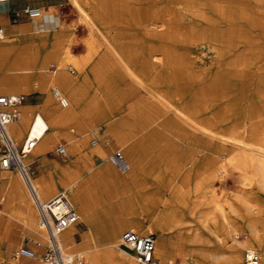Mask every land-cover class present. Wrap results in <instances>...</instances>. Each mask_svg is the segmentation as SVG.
Returning <instances> with one entry per match:
<instances>
[{"label": "bare ground", "instance_id": "obj_1", "mask_svg": "<svg viewBox=\"0 0 264 264\" xmlns=\"http://www.w3.org/2000/svg\"><path fill=\"white\" fill-rule=\"evenodd\" d=\"M70 1L77 5L84 16L91 43L100 44L99 38L104 46L99 63L92 69V74L103 79L101 102L89 95L81 96L78 83L72 81L60 64L54 65L56 69L51 70L53 73L46 72L51 58L56 60L62 53L69 57V51L60 44L49 45L41 40L50 35L56 40L66 39L67 36L54 12L56 5L45 7L46 3L39 0L35 2L39 3L40 12L33 17V21L40 28L36 31L31 27L20 30L25 35L26 44H19V31L8 32L14 35L13 38L9 34L0 38V94L15 96L35 93L32 86L39 84L48 91L51 87L53 89L51 94L47 93L41 111L34 116L28 129L25 118L20 116L21 122L18 124L12 120L6 125V131L15 143L25 136V139L38 137L36 147L33 148L34 145L22 157L26 170L28 167H25V163L47 153L50 142L60 136L68 139L72 152L77 155L68 163H57V168L49 175L30 177L42 201L58 194L56 190L59 186L63 187L59 193H66L68 203L77 210L78 217L88 224L89 230L83 231L82 240L75 242V245L68 243V240H73L77 230L74 224L62 229L56 237L63 255L82 256L80 263L71 264H137L130 259L133 253L119 246L118 233L114 241L104 245L96 224L104 217L101 208L122 193L128 177L134 176L142 165V158L138 157L134 143L126 144V148L122 147L124 166H118L112 154L109 160L120 171H128L127 175H120L109 161L96 168L95 164L87 161L90 153L102 157L106 155V149L97 139H92L89 141L94 148L84 152L87 146L86 130L82 126L78 131L82 137L77 132L65 131L62 122L67 119L73 121L76 117L84 119L94 116L98 124L105 126L104 138L116 139L119 147L139 133L144 138H151L152 146L158 147L159 152H165L168 147L162 143L163 134L173 132L190 143L191 152H232L226 166L236 171L243 181L254 182L258 190L264 192V46L257 37L248 38L244 33L242 23L248 16L244 15L248 0ZM258 2L264 5V0ZM6 3L0 4L1 10ZM124 11H127V15ZM249 20L260 21L264 25V17L260 18L257 14L249 17ZM43 22L50 29L42 30ZM0 24L6 32V27ZM42 31L45 32L44 36L41 35ZM31 32H34L33 35ZM203 44L213 50L216 65L207 78L202 70L196 68L190 55L192 46ZM94 45L89 46V55ZM247 67L254 71L249 73ZM84 76H88V71ZM233 76L244 77L243 82L247 79L251 84L254 94L248 95L247 101L254 97L260 102V105L248 103L245 111L247 125L232 123L230 118L231 106L226 101L225 93L231 84L229 77ZM21 102L15 106L17 117ZM217 105L220 108H215ZM163 163L165 166L172 165L168 159ZM85 168L88 176H84ZM5 173L0 170V200L3 203L0 217L8 214L15 202L36 217L34 203L20 172H12L8 177ZM188 178L186 175L183 183ZM209 180L208 170L200 171L199 178L195 180V193H198V186ZM198 195L188 205L184 200L190 214H198L200 221H218L224 233L222 239L231 240L230 245L243 250L245 259H251L252 264H264V198L249 200L244 195L236 194L238 208L230 201L206 199L205 190L199 191ZM230 214L238 216L244 224L240 226L233 222ZM134 219L136 227L130 229L137 232L144 230L141 220L135 216ZM114 222L117 226L116 217ZM21 224L25 225L24 222ZM167 228L160 225L157 230L162 234V230ZM43 231L44 228L41 229ZM148 231L150 234L154 232L151 228ZM242 231L248 233L247 241L239 239ZM46 240L48 247L50 241L47 234ZM91 245L94 247L90 248ZM175 249L182 253L181 263H185V250L171 247L168 238L159 236L154 242V257L159 260L155 264H164V258L173 254ZM1 259L7 264H17L8 256H0V264ZM167 263L172 264L173 260Z\"/></svg>", "mask_w": 264, "mask_h": 264}, {"label": "rangeland", "instance_id": "obj_2", "mask_svg": "<svg viewBox=\"0 0 264 264\" xmlns=\"http://www.w3.org/2000/svg\"><path fill=\"white\" fill-rule=\"evenodd\" d=\"M39 1L46 2V0ZM248 1L244 12V15L248 16L245 17L243 20L244 22L242 23L244 33H246V37L248 38L257 37L261 45L264 46V25H261L260 21H248L249 17H255L256 14L260 16V18L264 17V5H261L258 0ZM23 3L24 1L18 2L15 5L13 3H8L6 9H9V7L18 9ZM257 3L259 5H255ZM50 4L56 5L54 12L59 19V23L62 24L64 28V34L67 36L66 39L64 37V39L60 38L59 40L54 41V44H60L63 48H68L69 57L62 53L57 57V62L55 59L51 58L48 62L49 65L46 67V72L53 73L51 70H53V68L54 70L56 69L54 65L56 63L60 64V66L67 71L72 81L78 83L77 87L81 96L89 95L100 101L103 95V79L92 74V71L95 69V65L99 63L100 53L104 48L101 40L98 38L100 44L94 45V43H91L92 39L89 34V29L84 23V16L79 11L77 5L70 0H47L45 5L48 6ZM6 9H0V14L4 13ZM124 12L126 13L127 11ZM21 20L28 21L29 17L20 16L18 21ZM9 31L10 30L7 29L6 32L4 31V34H10L8 33ZM31 33L33 35L34 32ZM41 35L44 36L45 34L41 33ZM23 36L25 35L23 34ZM90 45H94V50L89 55L88 49L91 47ZM190 55L196 68L202 70L205 78H207L211 69L216 68V65H214L215 57L213 50H211L207 44L192 46ZM246 70H249V73L254 71L253 68L250 67H247ZM87 71L88 76H84ZM229 80H231V84L229 88H227L225 98L231 106V121L232 123H237L239 125H247L248 121L245 117V111L247 110L248 103L253 102L255 105H260V102L254 97L247 101V96H252L254 94L252 90L253 88H251V84L247 82V79L245 83L243 82L244 77L234 78L233 76L229 77ZM32 90L36 92L27 95L22 94L24 99L17 108L18 117L13 120L14 123L16 122L19 124L21 122L19 120L20 116L25 118L26 129L31 125L34 116L41 111L42 102L45 100L47 93L49 92V94H51L53 89L51 87L48 91L46 88H42L39 84L37 87L32 86ZM143 92L146 93V91ZM217 107L218 105L215 108ZM96 111L97 109L95 110V113ZM97 121L98 120H96L94 116L84 119L76 117L73 121L70 119L63 121L62 127L65 131H74L81 136L82 133L78 131L83 126L86 130L84 134L87 136V146L84 147V152H88L94 148V145H92L89 140L97 139L107 151L106 155L102 156L103 159H106L110 163L112 162L109 160V156L113 154V152L121 151V154L125 156L122 147L126 148V144L131 143H134L137 146L138 157L142 158V165L139 170L135 172L134 177H128L125 187L121 191L122 193H119L118 196H114L107 204V209L110 212L113 211L114 214L121 218L138 217L137 215L139 214L144 222V230L138 231L141 234H148V228L153 229L154 232H158V226L161 225L168 227L166 229L169 233L168 245H171V247H176V241L172 236L170 237V235L176 233L179 228L182 230L180 234L181 238H185L186 236L192 237L194 232H198L196 239L189 244L193 254H197L203 249L218 248L220 251H226V253L234 255V259L241 262V264H248L244 257L243 250L230 245V242H232L231 240L225 241L222 239V236H220L221 233L218 227V221H216L218 225L214 221H201L203 223H200L197 216L198 214H190L186 207L190 201L197 197L201 190L206 191V199L208 200L216 199L222 202L225 200L230 201L238 208L240 207L236 194L244 195L245 198L247 197L249 200H254L255 197L264 198V192L259 191L254 182L243 181L236 171L231 169V167L226 166L232 152H191L192 146L190 143L183 141L173 132H164L163 134L162 143L168 147V150L165 152H159L157 149L158 147L152 146L153 140L151 138H144L139 133L132 135L124 145L119 147L115 142L116 139L110 138L111 140H107L104 138L105 126L103 124H98ZM25 137H23L22 141L19 143L12 142L17 148H19V146L23 144ZM59 144H64L66 155H58L55 153L54 149ZM36 145L37 144H35L33 148H35ZM90 155H93V153L91 152ZM75 157H77V155L75 156V153L72 152L68 139L60 136V138L54 139L50 142L47 153L39 158L28 160L25 163V167H28L30 168V171H33L31 177H36L37 175H49L51 172L55 171L57 163L65 164L73 160ZM85 159H87V157H85ZM165 159L171 161L172 165L165 166L163 163ZM87 161H91V157H89V160ZM93 161L99 165L101 158L93 156ZM53 163L54 168L47 172V174L44 173L43 170L52 167ZM113 166L120 175H127L128 171L122 172L116 168L114 164ZM125 169L126 168L122 170ZM203 169L208 170L210 180L208 181L209 183H203L202 186H198V191L196 190L198 193H195V180L196 178H199L200 171ZM14 172H17V170L14 169ZM83 172L84 176H88L89 173L87 169ZM186 175L189 177L188 181L183 183V179ZM62 188L63 187L59 186L56 192L59 193ZM48 199L49 198H46L44 201ZM184 200L187 201V205ZM224 208L227 210L226 205ZM101 211L102 213L104 212V207L101 208ZM239 212H241V209H239ZM34 213L38 218L36 208L34 209ZM230 215L233 222L241 223V219L238 216L233 214ZM74 225L77 230L74 232L73 240H68L70 245H75V242H80L82 240L83 231L89 230L87 222L83 220L82 217H78V221ZM122 230L118 233L119 235L123 232ZM101 232H106L105 227L101 229ZM240 233L239 239L247 241L249 238L248 233L246 231ZM42 234L46 237L45 231H43ZM25 235L27 237V234ZM208 239H210L211 243L207 241ZM112 240H115V235H113ZM31 241L36 244V240ZM109 242L110 241L104 242V245ZM19 245H21V242L10 247L6 244L0 243V250L13 262H17L16 259L22 261L24 259L26 260L23 256H15V251L19 248ZM46 247L47 243L44 248ZM92 247L94 246L91 245L90 248ZM33 252L36 257L34 262L36 264H42L40 258L44 252ZM238 254L241 255L240 258L238 257ZM187 258L188 261H194V257L191 255ZM130 259L137 264H142L137 261L133 254H131ZM170 259L173 260L172 264H189L187 261L181 263L182 253L177 249L173 251V254L164 258V264H169L167 262ZM1 261L3 264H7L4 259H1ZM156 263H159L158 259L156 260Z\"/></svg>", "mask_w": 264, "mask_h": 264}, {"label": "built area", "instance_id": "obj_3", "mask_svg": "<svg viewBox=\"0 0 264 264\" xmlns=\"http://www.w3.org/2000/svg\"><path fill=\"white\" fill-rule=\"evenodd\" d=\"M12 1H24L23 5L18 9L9 8L6 10L9 20L12 23L17 22L20 16L33 18L40 12V5L29 2V0H0V4ZM3 35L4 30L0 24V38ZM23 99V95L21 94L15 96L0 94V168L16 169L20 172L27 186V190L37 211L38 224L41 228H44L50 241V246L46 248L40 261L43 264L80 263L82 261L80 254L63 255L60 252L56 240L57 235L62 229L77 223V211L68 203L64 193H58L48 200L42 201L31 183L30 177L33 171H30V168L26 170L22 164V157L35 145L38 137H27L23 144L17 148L11 140V136L6 131V125L17 117L15 106L20 101H23ZM54 151L58 155H66L64 144H59ZM111 157H113V161L118 166L122 167L125 165V160L121 152L116 151ZM1 183L2 180L0 178V187ZM154 239V233L141 234L133 229H125L120 235L119 246L133 253L138 262L155 264L157 259L154 257ZM15 256L33 258L35 257V253L25 242H22L15 251ZM246 261L248 264H252L251 259H246Z\"/></svg>", "mask_w": 264, "mask_h": 264}, {"label": "crops", "instance_id": "obj_4", "mask_svg": "<svg viewBox=\"0 0 264 264\" xmlns=\"http://www.w3.org/2000/svg\"><path fill=\"white\" fill-rule=\"evenodd\" d=\"M18 2H21V1H12V2H8V3H13L15 5ZM29 2L36 3L35 0H29ZM8 3H6L3 10H5L7 8ZM45 3H47V0ZM37 4H39V3H37ZM44 6L49 7V5L48 6L44 5ZM9 8H11V7H9ZM6 10H8V9H6ZM33 19L34 18H29L28 21L21 20V21H17L15 23H12L9 20V17H8V14L6 13V11L4 13L0 14V22L3 23V25L6 27L5 28L6 30L8 29L10 31H13V30L17 31V32L19 31L18 32V41L22 45L26 44V41H25V38L23 36V33L20 31L21 29L31 27L32 30H35V29L38 30L40 28V26H37L36 22L34 23ZM47 27H48V24L43 22V27H41V28H44V29H42V30H46ZM48 29H50V28L48 27ZM43 33H45V32H43ZM13 36H14L13 34H11V35L9 34L10 38H13ZM41 40L46 41L49 45H53L55 43L54 41H56L55 37L52 35L44 36L43 38H41ZM39 41H40V39H39ZM72 55H74V54H72ZM40 156H42V155H40ZM40 156H37L35 158H39ZM93 156H98L101 158V162L99 165L94 163ZM90 157H91V162L93 163V165L95 164L94 166L96 168L103 166L107 161L106 159H103V157L96 155V154L90 155ZM53 168H54V163H53L52 167H50L46 170H43V172L47 174V172L51 171ZM0 170H2L3 172H7V173H5L6 177H8L9 174L11 175V173L14 172V169H8V170L0 169ZM84 171H86V169H84ZM39 174H40V172H39ZM1 188H2V185H1L0 189ZM1 194L2 193L0 191V196H1ZM1 202L2 201L0 200V204H1L0 209L3 207V203H1ZM27 210L28 209L25 208L24 206H22L20 203L15 202L10 206L9 213L6 215H2L0 217V243L6 244L10 247V246L17 245L20 242L21 243L25 242V240H27L25 242V244L30 249H34L32 251L39 252V253L44 252V249H46V248H44V246L47 243L46 237L41 232L42 228H40V226L38 224V218L31 215ZM103 215H104L103 219H100L96 224V229H98L97 230L98 234H99V236L103 242L111 241L113 238V235H116V233H119L122 229H123L122 231H124V229H130V228L135 229V227H136V222H135L134 217L121 218L118 215H115L113 211L110 212L107 209V205H106V207H104ZM137 216H138L137 218L139 220H141L142 227H144V222H143L142 218L139 216V214ZM29 217H30V219H29ZM115 217H116V221H117V226L114 222ZM21 222H24L25 225L23 226L21 224ZM214 222H216V221H214ZM200 223H203V222L200 221ZM83 224H84V222H83ZM243 224H244V222L241 220V223H239V225L242 226ZM217 225H218V223H217ZM104 227L106 229V232L103 233V232H101V229ZM218 227H219L220 233H221L220 236H222L224 234L223 230L220 228L219 225H218ZM23 232L25 234H27V237ZM181 232H182V230H181V228H179L176 231V233L172 234V237L176 241V247L178 249L180 247L182 250H185V252L187 253L185 255V257H186L187 262L189 264H241V262L234 259V255H232L231 253H226V251H220V249H218V248L217 249L216 248L203 249L202 251H199L197 254H193L191 252L189 244L191 241L196 239L198 232H194L192 237L186 236L185 238H181V235H180ZM153 233H154V237H155L154 242L159 236H164L165 239H167L169 237V233L166 230H162V234H160L159 232H153ZM31 240H36V244ZM207 241L209 243H211L210 239H208ZM122 249L125 250L124 248H122ZM126 251H128V250H126ZM128 252H130V251H128ZM189 255L194 257V261H188L187 257ZM0 256L4 257V258L7 257L5 254H3V252L1 250H0ZM25 258H26V260L24 259L23 261L16 259V258L15 259L17 260V264H36L34 262L35 259H31L28 257H25ZM1 264H3V263H1Z\"/></svg>", "mask_w": 264, "mask_h": 264}, {"label": "water", "instance_id": "obj_5", "mask_svg": "<svg viewBox=\"0 0 264 264\" xmlns=\"http://www.w3.org/2000/svg\"><path fill=\"white\" fill-rule=\"evenodd\" d=\"M27 240H25V242H26Z\"/></svg>", "mask_w": 264, "mask_h": 264}]
</instances>
